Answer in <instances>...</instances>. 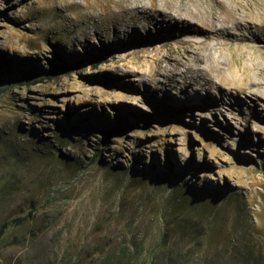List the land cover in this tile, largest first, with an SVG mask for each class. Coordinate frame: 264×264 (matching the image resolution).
Wrapping results in <instances>:
<instances>
[{
  "label": "rangeland",
  "instance_id": "obj_1",
  "mask_svg": "<svg viewBox=\"0 0 264 264\" xmlns=\"http://www.w3.org/2000/svg\"><path fill=\"white\" fill-rule=\"evenodd\" d=\"M66 1L0 0V225L32 213L0 264H121L130 237L150 264L163 234L190 264H264V99L175 109L126 72L160 62L164 78L202 35L87 43Z\"/></svg>",
  "mask_w": 264,
  "mask_h": 264
},
{
  "label": "bare ground",
  "instance_id": "obj_2",
  "mask_svg": "<svg viewBox=\"0 0 264 264\" xmlns=\"http://www.w3.org/2000/svg\"><path fill=\"white\" fill-rule=\"evenodd\" d=\"M66 2L65 9L73 13L74 31H79L87 43L97 39L113 48L123 42L125 33L137 31L146 34L143 41L148 48L165 44L157 39L166 34L165 29H175L176 35H202L199 41L189 39L193 49L183 58L180 51L174 58L169 56L165 71L171 74L164 78L158 77L160 62L148 71L139 67L126 72L175 109L202 105L214 111L224 106H246L248 98L264 99V0ZM154 28L158 37L151 35ZM67 44L71 50L76 49L74 43ZM180 65L185 67L182 80L175 72ZM146 74L153 84L144 79Z\"/></svg>",
  "mask_w": 264,
  "mask_h": 264
},
{
  "label": "trees",
  "instance_id": "obj_3",
  "mask_svg": "<svg viewBox=\"0 0 264 264\" xmlns=\"http://www.w3.org/2000/svg\"><path fill=\"white\" fill-rule=\"evenodd\" d=\"M72 68L66 67L63 71L64 73L70 72ZM54 72H57V69H53ZM34 75L26 73L24 79L27 81L28 78L32 79ZM47 76V75H46ZM41 80V79H40ZM44 80V79H43ZM150 122H146L145 126H150ZM21 210H24L21 207ZM32 213L29 212L27 215L19 216L13 219L5 220L0 225V240L4 235L5 231L12 225H20L31 219ZM36 234V233H34ZM128 244L122 246L119 251L117 252V260L121 264H132L133 260L139 257L140 253L143 251L142 246H138L135 240L130 237L128 239ZM102 245H97L94 250L101 249V252L110 248L111 243H102ZM96 251H90V255L92 253H96ZM191 251L185 250L180 247V243L175 240H171L167 234H163L161 236V240L156 246V248L152 251L150 264H156L158 261L163 262V264H190L192 263L193 259H191L189 254Z\"/></svg>",
  "mask_w": 264,
  "mask_h": 264
}]
</instances>
